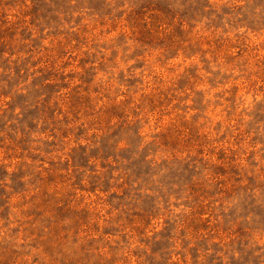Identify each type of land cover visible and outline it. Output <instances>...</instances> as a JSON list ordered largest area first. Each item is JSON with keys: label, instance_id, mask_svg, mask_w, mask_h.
<instances>
[{"label": "rangeland", "instance_id": "obj_1", "mask_svg": "<svg viewBox=\"0 0 264 264\" xmlns=\"http://www.w3.org/2000/svg\"><path fill=\"white\" fill-rule=\"evenodd\" d=\"M0 264H264V0H0Z\"/></svg>", "mask_w": 264, "mask_h": 264}]
</instances>
